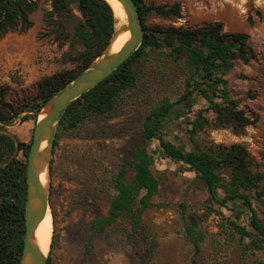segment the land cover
<instances>
[{
  "label": "rangeland",
  "instance_id": "obj_1",
  "mask_svg": "<svg viewBox=\"0 0 264 264\" xmlns=\"http://www.w3.org/2000/svg\"><path fill=\"white\" fill-rule=\"evenodd\" d=\"M145 1L166 9L180 3L182 8L181 18L150 14L145 21L148 27H193L221 21L226 30L249 35L254 58L248 63L237 61L227 75L231 96L253 120L245 133L208 127L191 136L187 131L191 126L186 119L173 112L166 120L164 136L186 150L228 149L233 144H241L255 166L263 171L264 0ZM46 8H51L50 2H43L31 15L34 23L29 30L11 32L0 41V85L6 88L12 103L38 100L42 81L78 68L77 63L69 59L72 44L62 43L57 35L46 29ZM249 16L255 20L253 23L249 22ZM185 73L176 62L151 52L137 63L135 85L122 92L112 111L92 115L56 138L50 171V211L54 229L47 253L48 264H85L86 260L93 264H264V240L262 248L247 250L243 242H249L250 238L242 241L233 225L235 222L249 223L248 209L245 208V214L238 219L234 211L213 202L207 187L194 171L180 161L160 157L158 140L151 141L150 148L156 157L153 172L160 178L161 185L152 199L153 205L144 212L140 229L135 231L125 215L112 227L92 234V222L108 213L116 193L114 176L143 143L146 115L166 98L176 100L183 94ZM205 103L200 97L194 110ZM28 112H22L6 129L18 142L25 144L32 140L42 110L38 117L23 121L21 118ZM15 154L23 158L20 146ZM134 176L135 171L131 169L130 179L134 180ZM224 176L228 177V170L224 171ZM218 191L224 196L223 187ZM245 192L264 222V200L255 191ZM189 222L205 236L198 255H194L193 243L187 235L186 223ZM90 239L92 251L88 253ZM150 241L155 250L152 260L147 257Z\"/></svg>",
  "mask_w": 264,
  "mask_h": 264
},
{
  "label": "trees",
  "instance_id": "obj_2",
  "mask_svg": "<svg viewBox=\"0 0 264 264\" xmlns=\"http://www.w3.org/2000/svg\"><path fill=\"white\" fill-rule=\"evenodd\" d=\"M135 1L146 29L145 39L137 51L110 76L68 106L60 118L57 139L62 131L75 129L90 116L112 111L122 92L135 85L137 63L151 52L163 55L184 68L185 88L176 100L166 98L146 115L143 143L114 176L116 193L111 199L108 213L92 222V234L112 227L125 215L135 231L140 229L144 212L153 205L152 199L161 185L160 178L153 172L156 157L150 148V142L158 140L160 157L180 161L194 171L207 187L213 202L234 211L238 219L245 214V208L248 209L249 223L235 222L234 228L242 241L250 238L249 242H243L247 250L262 248L264 222L245 191H255L264 200V162L261 171L251 160L248 150L238 143L228 149L186 150L164 136L166 120L173 112L182 114L186 119L191 126L187 129L191 136L208 127L230 128L236 134L245 133L253 120L239 108V101L231 96L227 75L237 61L248 63L254 58L255 51L249 35L228 31L221 21L193 27H148L145 21L153 13L181 18V4L175 3L166 9L148 5L145 0ZM43 2L51 4L50 9L44 10L46 29L57 35L62 43L69 41L72 44L69 59L77 63L78 68L46 78L40 84L39 99L21 104L10 102L6 88L0 85V129L6 130L24 111L29 112L21 118L23 121L38 117L46 101L69 85L103 52L115 31L117 19L107 0H0V41L11 32L29 30L34 23L31 15ZM254 21L249 16V22ZM200 97L206 103L195 111ZM31 144L32 140L25 144L0 132V264H20L23 253L27 158ZM19 146L23 158L15 154ZM130 168L135 171L134 180L129 177ZM225 170H228L227 178L224 176ZM220 187L224 189V196L219 194ZM230 203L237 207H231ZM239 203L242 206L239 207ZM186 231L193 243L194 255H198L205 236L190 222L186 223ZM92 239L87 243L88 253L92 251ZM154 253V243L150 241L147 248L149 260L154 258ZM85 264L93 262L86 260Z\"/></svg>",
  "mask_w": 264,
  "mask_h": 264
},
{
  "label": "water",
  "instance_id": "obj_3",
  "mask_svg": "<svg viewBox=\"0 0 264 264\" xmlns=\"http://www.w3.org/2000/svg\"><path fill=\"white\" fill-rule=\"evenodd\" d=\"M107 1L110 3L109 0ZM118 1L125 9L127 22L119 23L116 17V28L108 46L69 85L50 97L44 104L42 112L39 113L40 118L34 130L27 158L26 231L20 264H48V252L45 254L41 250L35 235L41 221L50 209V171L62 114L74 100L110 76L137 51L145 39L146 29L137 2L135 0ZM127 31H130V38L120 50L113 52L114 44ZM41 115H44L43 118ZM0 132L9 134L16 139L9 131L0 130ZM44 142H46V146L43 147ZM44 172L48 176L46 185L41 179Z\"/></svg>",
  "mask_w": 264,
  "mask_h": 264
},
{
  "label": "bare ground",
  "instance_id": "obj_4",
  "mask_svg": "<svg viewBox=\"0 0 264 264\" xmlns=\"http://www.w3.org/2000/svg\"><path fill=\"white\" fill-rule=\"evenodd\" d=\"M110 3L113 5L114 12L116 17L118 18L119 23H126L127 22V14L123 5L118 0H109ZM130 38V31L125 32L122 34L119 39L114 44L112 51L116 52L122 48L124 43ZM44 115H41L43 118ZM46 146V142L43 143V147ZM43 184L48 183V176L47 173L44 172L41 176ZM52 213L49 209L45 218L41 221L39 227L36 230V241L39 244L41 250L46 254L51 248V241L53 235L54 224L51 220Z\"/></svg>",
  "mask_w": 264,
  "mask_h": 264
}]
</instances>
